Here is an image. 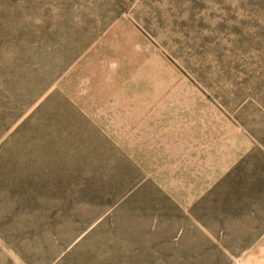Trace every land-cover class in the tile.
Here are the masks:
<instances>
[{
	"label": "rangeland",
	"instance_id": "rangeland-1",
	"mask_svg": "<svg viewBox=\"0 0 264 264\" xmlns=\"http://www.w3.org/2000/svg\"><path fill=\"white\" fill-rule=\"evenodd\" d=\"M0 264H264V0H0Z\"/></svg>",
	"mask_w": 264,
	"mask_h": 264
}]
</instances>
